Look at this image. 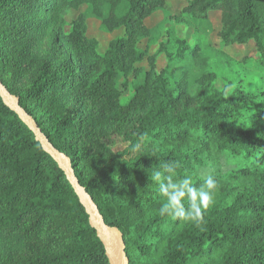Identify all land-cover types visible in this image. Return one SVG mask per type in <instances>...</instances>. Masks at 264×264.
<instances>
[{
    "label": "trees",
    "instance_id": "16d2710c",
    "mask_svg": "<svg viewBox=\"0 0 264 264\" xmlns=\"http://www.w3.org/2000/svg\"><path fill=\"white\" fill-rule=\"evenodd\" d=\"M83 6L123 31L101 54L85 14L66 31ZM158 10L166 0H0V82L69 159L128 264H264V92L239 77L218 89L202 48L164 29L167 16L146 26ZM211 12L221 44L252 42L264 68V0H189L177 20L199 29ZM144 60L148 70L136 67ZM166 161L197 186L203 174L218 180L199 226L159 214L151 172ZM0 264H109L63 172L1 99Z\"/></svg>",
    "mask_w": 264,
    "mask_h": 264
},
{
    "label": "rangeland",
    "instance_id": "374dc122",
    "mask_svg": "<svg viewBox=\"0 0 264 264\" xmlns=\"http://www.w3.org/2000/svg\"><path fill=\"white\" fill-rule=\"evenodd\" d=\"M189 0H166V10H158L150 18L146 20V26L150 29L154 28L156 24L163 20L164 16L168 17L164 24V29L168 30L174 37L185 40L190 47L198 45L202 48L201 57L207 59V64L210 68L214 69L217 73V79L215 81L218 89H223L224 85L229 81H237V77L241 81L242 85L247 89L256 90L258 92H264V68L258 65L257 54L254 49L253 43L249 42L246 45H230L225 47L221 44L217 38V32L219 29V14L210 13L207 23L196 29L192 25L188 18H183L182 21H178L177 17L184 6H186ZM83 13L86 15V36L88 38H94L98 42V53H103L107 47V44L117 37L123 35L122 30H116L114 32L106 31L101 22L95 17L90 16L89 8L83 6L77 12H68L65 16L66 31H69V23L78 15ZM174 17L176 20H174ZM145 40L139 43L140 48H144ZM212 49L223 51L229 58V60L217 61L219 58H214L211 53ZM217 59V60H216ZM166 64V60L163 56H160L157 60V71L162 69ZM137 68L142 70H148L146 61H142L136 65ZM184 67L176 63L171 73L177 76ZM191 72L197 74L198 68H192ZM132 82V78H129ZM121 101L126 102L132 95L130 87H121ZM123 145H118V149H122Z\"/></svg>",
    "mask_w": 264,
    "mask_h": 264
},
{
    "label": "clouds",
    "instance_id": "9594fccd",
    "mask_svg": "<svg viewBox=\"0 0 264 264\" xmlns=\"http://www.w3.org/2000/svg\"><path fill=\"white\" fill-rule=\"evenodd\" d=\"M179 167L174 161H166L152 169L151 181L163 198L159 214L199 226L215 202L218 180L213 175L203 174L202 183L197 186L192 174H178Z\"/></svg>",
    "mask_w": 264,
    "mask_h": 264
},
{
    "label": "water",
    "instance_id": "95a60500",
    "mask_svg": "<svg viewBox=\"0 0 264 264\" xmlns=\"http://www.w3.org/2000/svg\"><path fill=\"white\" fill-rule=\"evenodd\" d=\"M0 99L2 103L9 108L17 118L32 133L34 140L39 144L41 149L57 164L63 172L66 181L77 197L79 203L84 208L88 217V224L95 231L96 237L102 243L109 264H128L125 257V248L120 233L105 224L103 217L100 215L97 207L91 198L84 192L79 185L70 166L69 159L58 150H56L45 138L40 128L36 125L33 118L27 114L19 105L18 99L11 95L0 82Z\"/></svg>",
    "mask_w": 264,
    "mask_h": 264
}]
</instances>
